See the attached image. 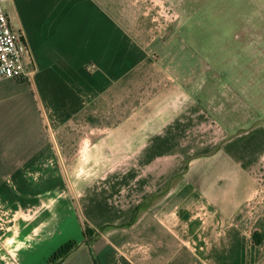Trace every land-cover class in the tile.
I'll list each match as a JSON object with an SVG mask.
<instances>
[{"label": "crops", "instance_id": "1", "mask_svg": "<svg viewBox=\"0 0 264 264\" xmlns=\"http://www.w3.org/2000/svg\"><path fill=\"white\" fill-rule=\"evenodd\" d=\"M3 5L34 75L0 80V264H264V40L210 58L167 0Z\"/></svg>", "mask_w": 264, "mask_h": 264}, {"label": "rangeland", "instance_id": "2", "mask_svg": "<svg viewBox=\"0 0 264 264\" xmlns=\"http://www.w3.org/2000/svg\"><path fill=\"white\" fill-rule=\"evenodd\" d=\"M182 13L187 33L207 56L243 53L244 42L264 40V0H167ZM177 15V14H176ZM241 38V39H238ZM259 43V42H258Z\"/></svg>", "mask_w": 264, "mask_h": 264}, {"label": "built area", "instance_id": "3", "mask_svg": "<svg viewBox=\"0 0 264 264\" xmlns=\"http://www.w3.org/2000/svg\"><path fill=\"white\" fill-rule=\"evenodd\" d=\"M6 1L0 0V80H30L34 72L30 71L25 60L28 48L22 35L11 27L3 5Z\"/></svg>", "mask_w": 264, "mask_h": 264}, {"label": "trees", "instance_id": "4", "mask_svg": "<svg viewBox=\"0 0 264 264\" xmlns=\"http://www.w3.org/2000/svg\"><path fill=\"white\" fill-rule=\"evenodd\" d=\"M103 230L104 228L101 231L103 232ZM85 232L88 239L95 238L100 234H96L93 230L88 227H85ZM86 241H69L68 243L64 244L51 256L48 264H61L65 259H67L71 254H73L77 249H79Z\"/></svg>", "mask_w": 264, "mask_h": 264}]
</instances>
